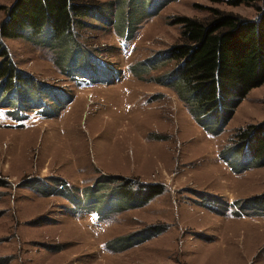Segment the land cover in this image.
Masks as SVG:
<instances>
[{
    "label": "rangeland",
    "instance_id": "1",
    "mask_svg": "<svg viewBox=\"0 0 264 264\" xmlns=\"http://www.w3.org/2000/svg\"><path fill=\"white\" fill-rule=\"evenodd\" d=\"M13 2L0 0V23ZM151 2L149 13L167 3L137 25L131 54L110 24L89 18L91 26L76 27L86 56L101 62L83 75L84 86L70 80L62 50L0 37L15 68L38 84L36 99L54 111L38 115L42 107L34 105L20 121L16 106L11 116V104L0 107V178L7 183L0 186V257L10 256L9 264H264V215L256 204H240L264 193V167L237 173L220 155L240 128L264 121V85L217 136L197 123L174 88L155 80L176 61L141 76L133 70L180 42L176 16H209L197 4L249 18L257 11L222 0ZM115 11L111 6L110 15ZM110 174L161 184L164 192L123 210L118 197L93 188ZM155 226L166 230L128 250L107 245Z\"/></svg>",
    "mask_w": 264,
    "mask_h": 264
},
{
    "label": "trees",
    "instance_id": "2",
    "mask_svg": "<svg viewBox=\"0 0 264 264\" xmlns=\"http://www.w3.org/2000/svg\"><path fill=\"white\" fill-rule=\"evenodd\" d=\"M13 1L7 9L6 19L0 23V37L29 38L62 50L61 58L67 62L64 67L68 73L80 74L79 69L88 70L87 66L98 63L96 58L86 56L87 51L77 40L74 31L76 27L82 29L91 26L85 19L106 21L107 8L103 7L104 12L101 13L102 5H92L85 0ZM222 1L229 6L253 7L257 16L249 18L218 7L197 4V7L208 10L209 16L203 19L176 16L172 22L182 26L180 42L145 62H139L133 69L136 75L141 76L150 71L151 66L157 68L168 61H176L171 71L155 77V80L174 88L197 123L217 136L225 130L249 93L264 85V0ZM116 3L119 11H115V27L122 37L128 30L132 35L142 19L154 16H150L154 12L149 13L146 7L147 4L152 5L149 0H118ZM166 3L156 6L154 14L158 15ZM9 56L7 47L0 41V107L11 104L8 111L11 116L15 113L11 106H16V119L22 121L27 118V108L42 106L41 101L36 99L39 86L31 77L18 71ZM11 90L9 97H5L4 94ZM55 100L59 102L61 99ZM68 100L70 97L60 107ZM53 112L46 107L47 116ZM234 140L231 147L220 153L232 170L241 173L264 167V121L240 128ZM6 184L0 178V186ZM93 188H100V192L104 191L108 196L118 197L117 202L123 210L142 207L164 192L161 184L140 183L113 174L102 175ZM87 190L93 192V189ZM240 204H256L255 211L264 215V193L247 198ZM165 230L166 226L150 227L139 233L118 237L123 243L111 244L110 241L107 245L110 250L121 252ZM10 258L0 257V264H9Z\"/></svg>",
    "mask_w": 264,
    "mask_h": 264
},
{
    "label": "crops",
    "instance_id": "3",
    "mask_svg": "<svg viewBox=\"0 0 264 264\" xmlns=\"http://www.w3.org/2000/svg\"><path fill=\"white\" fill-rule=\"evenodd\" d=\"M112 2H114V3H112ZM109 1V2H107L108 3V6L107 5H105V6H103L102 5V8L104 7V8H107V19H106V21H103V22H105V23H107L108 25L110 24V25H112V27H113V30L114 31H117L118 32V29L115 27L116 26V24H115V13H111V15H110V13H109V9L111 8V6L112 7H116V9H117V7H118V5H117V0H114V1ZM110 3H112V5L110 6ZM103 8V9H104ZM139 25V24H138ZM137 29H138V27L134 30V32L132 33V35L130 34V31L128 30L127 32H125L124 34H125V36H123L122 37V34L120 33V32H118L119 33V35L122 37V40L120 41V47H121V49L123 48L124 49V54H127V53H130L131 54V41L132 40H134V37H135V34H136V32H137ZM75 32V31H74ZM138 34V33H137ZM119 36V38H121ZM130 36H132V37H130ZM128 37V38H127ZM90 61V60H89ZM99 64L101 63V62H98ZM98 63H95V64H93V65H91L90 64V66H89V69L87 70V69H85V70H82V68L81 69H79V73L80 74H78V73H74V72H70V73H68V75H69V77H70V80L73 82V83H75L77 86H84L85 84L83 83V81L82 80H84V77H83V75L82 74H84V73H89L91 70H92V67H96L97 66V64ZM96 68H98V67H96ZM130 68V67H129ZM66 69V68H65ZM77 69V68H76ZM131 69V68H130ZM81 70V71H80ZM132 72H133V70H132ZM82 81V82H81ZM261 87V86H260ZM259 88V87H258ZM255 89H257V88H255ZM255 89H253L251 92H254V90ZM250 92V93H251ZM249 93V94H250ZM71 99V98H70ZM42 102H43V100H42ZM42 105V107H44V111H42L46 116H47V114L45 113V109H46V107L43 105V103L41 104ZM241 105V104H240ZM48 117V116H47ZM234 118V117H233ZM232 118V119H233ZM232 121V120H231Z\"/></svg>",
    "mask_w": 264,
    "mask_h": 264
}]
</instances>
